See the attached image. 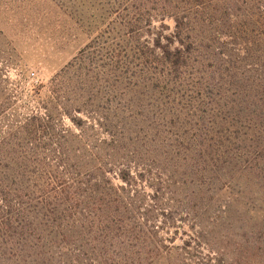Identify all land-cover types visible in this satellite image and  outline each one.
<instances>
[{
	"label": "trees",
	"instance_id": "trees-1",
	"mask_svg": "<svg viewBox=\"0 0 264 264\" xmlns=\"http://www.w3.org/2000/svg\"><path fill=\"white\" fill-rule=\"evenodd\" d=\"M57 3L98 29L49 79L0 45V264H223L229 196L264 207V0Z\"/></svg>",
	"mask_w": 264,
	"mask_h": 264
},
{
	"label": "rangeland",
	"instance_id": "rangeland-1",
	"mask_svg": "<svg viewBox=\"0 0 264 264\" xmlns=\"http://www.w3.org/2000/svg\"><path fill=\"white\" fill-rule=\"evenodd\" d=\"M88 1L91 0H84L90 6ZM97 2L94 6L98 7ZM57 4V0H0V29L3 33L0 45L6 54H10V62L6 65L10 78L17 77L15 67H25L27 74L46 81L95 36L98 28L92 25L95 16L92 17L89 10L84 11L75 5L72 12ZM167 21L171 27L172 22ZM228 193V190H221L216 198L224 201ZM258 196L261 195L258 193ZM229 197L232 199L230 215L217 228L213 249L217 245L226 248V255L220 259L223 264L232 262V258L239 259L236 264H264V207L256 204L254 209L251 208L255 203L250 197L247 200L245 196L244 199ZM222 234L230 237L219 239L218 235ZM175 243L179 244L180 240ZM237 244H242L239 250H236ZM207 248L203 247L204 253Z\"/></svg>",
	"mask_w": 264,
	"mask_h": 264
},
{
	"label": "clouds",
	"instance_id": "clouds-1",
	"mask_svg": "<svg viewBox=\"0 0 264 264\" xmlns=\"http://www.w3.org/2000/svg\"><path fill=\"white\" fill-rule=\"evenodd\" d=\"M165 23H170V22L166 20ZM153 24H157V21H153Z\"/></svg>",
	"mask_w": 264,
	"mask_h": 264
}]
</instances>
